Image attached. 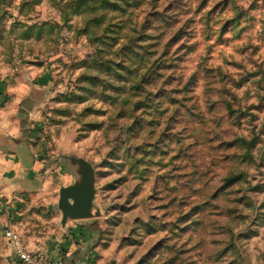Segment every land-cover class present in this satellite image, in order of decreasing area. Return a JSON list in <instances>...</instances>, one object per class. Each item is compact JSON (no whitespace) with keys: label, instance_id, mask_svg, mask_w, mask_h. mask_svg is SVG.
I'll list each match as a JSON object with an SVG mask.
<instances>
[{"label":"rangeland","instance_id":"rangeland-1","mask_svg":"<svg viewBox=\"0 0 264 264\" xmlns=\"http://www.w3.org/2000/svg\"><path fill=\"white\" fill-rule=\"evenodd\" d=\"M28 70L34 147L88 162L95 194L20 233L87 221L114 264H264V0H0V71Z\"/></svg>","mask_w":264,"mask_h":264},{"label":"crops","instance_id":"crops-1","mask_svg":"<svg viewBox=\"0 0 264 264\" xmlns=\"http://www.w3.org/2000/svg\"><path fill=\"white\" fill-rule=\"evenodd\" d=\"M31 80L29 70L15 76L0 71V230L3 234L4 228L12 229L25 248L44 251L50 264H114L100 233L87 221L67 223L47 244L34 242V237L17 229L26 209L47 198L56 208L59 189L77 178L73 164L46 161L34 147L33 131L29 130L22 105ZM10 253L8 264H18L11 248Z\"/></svg>","mask_w":264,"mask_h":264},{"label":"water","instance_id":"water-1","mask_svg":"<svg viewBox=\"0 0 264 264\" xmlns=\"http://www.w3.org/2000/svg\"><path fill=\"white\" fill-rule=\"evenodd\" d=\"M66 161L75 166L77 178L73 184L61 187L58 191L56 207L60 211L62 225L68 220L91 218L95 194L92 166L83 159L68 157Z\"/></svg>","mask_w":264,"mask_h":264},{"label":"built area","instance_id":"built-area-1","mask_svg":"<svg viewBox=\"0 0 264 264\" xmlns=\"http://www.w3.org/2000/svg\"><path fill=\"white\" fill-rule=\"evenodd\" d=\"M3 236L9 242L13 257L18 264H50L44 251L25 248L19 235L12 229L4 228Z\"/></svg>","mask_w":264,"mask_h":264}]
</instances>
